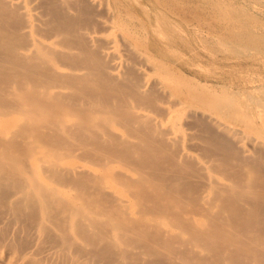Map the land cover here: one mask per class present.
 <instances>
[{
  "label": "bare ground",
  "instance_id": "1",
  "mask_svg": "<svg viewBox=\"0 0 264 264\" xmlns=\"http://www.w3.org/2000/svg\"><path fill=\"white\" fill-rule=\"evenodd\" d=\"M135 3L0 0V264H264V96Z\"/></svg>",
  "mask_w": 264,
  "mask_h": 264
},
{
  "label": "rangeland",
  "instance_id": "2",
  "mask_svg": "<svg viewBox=\"0 0 264 264\" xmlns=\"http://www.w3.org/2000/svg\"><path fill=\"white\" fill-rule=\"evenodd\" d=\"M181 1L178 22L186 29L185 43L179 49L183 60L171 64L175 71L193 84L219 85L222 91L234 93V102L254 94L264 96V91L253 90L256 84L264 86V0ZM134 3L140 6L139 0ZM173 18L166 23H176Z\"/></svg>",
  "mask_w": 264,
  "mask_h": 264
}]
</instances>
